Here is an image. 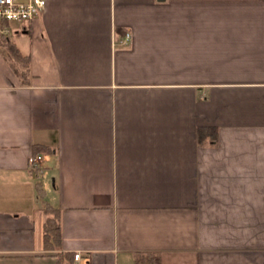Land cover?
Segmentation results:
<instances>
[{"label": "crops", "instance_id": "0c3cea01", "mask_svg": "<svg viewBox=\"0 0 264 264\" xmlns=\"http://www.w3.org/2000/svg\"><path fill=\"white\" fill-rule=\"evenodd\" d=\"M9 28L0 264H264V0H48Z\"/></svg>", "mask_w": 264, "mask_h": 264}, {"label": "trees", "instance_id": "16d2710c", "mask_svg": "<svg viewBox=\"0 0 264 264\" xmlns=\"http://www.w3.org/2000/svg\"><path fill=\"white\" fill-rule=\"evenodd\" d=\"M6 26H2L5 28ZM0 46L6 48L8 52V57L14 62V72L20 77L23 83H27L29 78V65L30 59L28 56H24L17 45L10 40V37L7 35L0 34ZM18 66V67H17ZM200 141H202L201 131L199 134ZM212 138H215V134L212 135ZM43 148L36 146L34 153L42 152ZM36 189L38 195L42 201V209L46 216L45 225H44V241L47 250H57L60 247L61 242V211L59 208L53 207L49 202L45 200V191L40 182L36 183ZM59 255V254H56ZM62 257L58 256L59 264L63 263ZM146 258V259H144ZM67 261H74V255L66 257ZM143 260V261H142ZM137 264H160V257L153 256L152 258L143 257V259L138 258L136 260Z\"/></svg>", "mask_w": 264, "mask_h": 264}, {"label": "built area", "instance_id": "2783aa9c", "mask_svg": "<svg viewBox=\"0 0 264 264\" xmlns=\"http://www.w3.org/2000/svg\"><path fill=\"white\" fill-rule=\"evenodd\" d=\"M48 0H0V34L11 35L10 25L24 24L36 19L45 10ZM2 28V26H6ZM127 34V38H129ZM43 156L37 155L30 160V170H42ZM82 259L80 253L74 254V260L79 263Z\"/></svg>", "mask_w": 264, "mask_h": 264}, {"label": "rangeland", "instance_id": "374dc122", "mask_svg": "<svg viewBox=\"0 0 264 264\" xmlns=\"http://www.w3.org/2000/svg\"><path fill=\"white\" fill-rule=\"evenodd\" d=\"M15 41L18 42L17 37H15Z\"/></svg>", "mask_w": 264, "mask_h": 264}, {"label": "water", "instance_id": "95a60500", "mask_svg": "<svg viewBox=\"0 0 264 264\" xmlns=\"http://www.w3.org/2000/svg\"><path fill=\"white\" fill-rule=\"evenodd\" d=\"M159 1H164V0H159Z\"/></svg>", "mask_w": 264, "mask_h": 264}]
</instances>
